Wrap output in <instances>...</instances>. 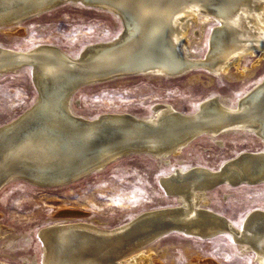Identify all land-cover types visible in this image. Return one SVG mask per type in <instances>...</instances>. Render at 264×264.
Wrapping results in <instances>:
<instances>
[{
    "label": "bare ground",
    "instance_id": "6f19581e",
    "mask_svg": "<svg viewBox=\"0 0 264 264\" xmlns=\"http://www.w3.org/2000/svg\"><path fill=\"white\" fill-rule=\"evenodd\" d=\"M53 1L0 0V26L20 31L21 15ZM83 1L123 18V38L117 45L112 39L93 42L74 55L50 43L29 49L0 45V69L31 62L40 95L47 89L45 100L36 97L0 126V183L18 174L34 184L61 181L141 151L167 164L169 154L179 153L205 133L217 136L246 129L264 140V77L234 106L217 94L202 100L196 111L184 112L161 102L144 117L106 112L88 118L70 106L74 81L107 71L178 76L205 67L229 76L233 66L238 77L251 73L240 61L258 51L255 66L264 57V0ZM211 18L218 23L211 28L206 55L196 57L188 33L191 24ZM159 182L178 199L177 204L142 211L116 226L80 220L46 225L41 230L40 264H159L146 243L173 230L200 237L227 232L242 249L254 252L255 264H264V210L252 209L235 226L206 206L208 190L221 184L264 182V149L242 150L216 169L176 166L160 175Z\"/></svg>",
    "mask_w": 264,
    "mask_h": 264
},
{
    "label": "rangeland",
    "instance_id": "374dc122",
    "mask_svg": "<svg viewBox=\"0 0 264 264\" xmlns=\"http://www.w3.org/2000/svg\"><path fill=\"white\" fill-rule=\"evenodd\" d=\"M217 23V19L211 18L204 24L198 21L191 24L188 33L194 56L206 55L208 36ZM4 27L7 26H0L2 46L29 49L36 43H50L74 55L89 43L117 37L123 23L114 12L103 7L65 1L21 21L20 31H5ZM257 54L255 51L241 59L240 65L246 67V72L251 71L242 77L236 75L233 66L229 76L198 67L178 76L132 74L84 85L73 93L71 109L88 118L106 112H130L144 117L153 113L155 104L168 102L178 110L192 112L214 94L225 97L234 106L240 95L264 77V57L253 65ZM31 77L29 66L0 73V126L36 100L38 90ZM263 149L264 140L255 133L234 129L217 136L199 135L179 153L169 154L167 164L141 151L118 157L100 170L60 186L46 187L23 178L11 179L0 188V262L40 264L44 253L40 232L55 221L80 220L109 227L123 224L142 211L177 204L178 199L167 194L159 182L160 175L176 166L204 165L216 169L242 150ZM207 197V207L240 226L252 209L264 210V182L221 184L208 190ZM146 244L159 264H255L256 261L254 252L242 249L227 232L200 237L173 230ZM210 259V263L206 261Z\"/></svg>",
    "mask_w": 264,
    "mask_h": 264
},
{
    "label": "water",
    "instance_id": "95a60500",
    "mask_svg": "<svg viewBox=\"0 0 264 264\" xmlns=\"http://www.w3.org/2000/svg\"><path fill=\"white\" fill-rule=\"evenodd\" d=\"M65 1H72V2H81L85 5H88V6H93L91 3L89 2H85L83 0H55L53 2H49V3H45L39 7H36V8H33L32 10L28 11L27 13L21 15L20 19L19 20H27L29 18H32V17H35L41 13H44V12H47V11H50L54 8H56L57 6H59L60 4H62L63 2ZM120 20L122 21L123 23V18L120 16ZM124 28L123 27V30L122 32H124ZM120 33L118 35V38L116 39H112V44L114 45H117V43H119V41L122 40L123 38V33ZM113 45V46H114ZM88 50V49H85V51ZM24 66H29L30 67V70H31V74H32V81L34 83V85L36 86L37 90H38V96H40L41 98V101L45 100L46 99V95H47V89L46 91L43 89L41 95H40V91H39V87H38V84L37 82L35 81L34 79V76H33V64L31 62H27V61H23L22 63H20L19 65H17L16 67H6L4 69H0V73L4 74V73H7V72H15L16 70H19L21 68H23ZM108 73H97L95 75H93L92 77L90 78H86V79H80L79 81H74V85H73V88H72V91H71V94H70V100H71V97L73 95V93L78 89L80 88L81 86H84V85H89V84H95V83H100V82H104V81H109V80H113V79H116V78H121V77H125V76H130L128 72H125V71H121V72H116V71H107ZM142 75V74H141ZM150 75V74H148ZM39 80V79H38ZM41 83V82H40ZM42 85V84H41ZM48 89H49V86H48ZM51 89V88H50ZM50 91V90H49ZM37 96V97H38ZM71 104V103H70ZM58 105V104H57ZM71 106V105H70ZM38 121V120H37ZM110 161H112V159L108 160L107 162L103 163L101 166L97 167V168H103L104 166H106ZM96 168H94L93 166L92 167H89L87 171H83L81 173H78L70 178H67V179H64V180H61V181H56V182H39V183H35V185H39V186H46V187H53V186H60V185H64V184H67V183H70L74 180H77L83 176H86L88 174H90L91 172L95 171ZM14 178H23V179H26L28 180L29 182H33L31 179H29L27 176L25 175H14L12 177H8L6 178L5 180H3L1 183H0V188L5 184L7 183L8 181H10L11 179H14ZM40 237L43 241V238H42V235H41V232H40Z\"/></svg>",
    "mask_w": 264,
    "mask_h": 264
}]
</instances>
